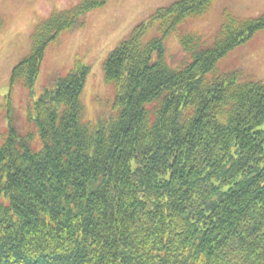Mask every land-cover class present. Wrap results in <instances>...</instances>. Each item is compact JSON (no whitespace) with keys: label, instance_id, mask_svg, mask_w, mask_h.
<instances>
[{"label":"trees","instance_id":"16d2710c","mask_svg":"<svg viewBox=\"0 0 264 264\" xmlns=\"http://www.w3.org/2000/svg\"><path fill=\"white\" fill-rule=\"evenodd\" d=\"M107 1L77 0L41 20L11 83L31 93L48 45ZM213 1L160 6L109 52L107 120L83 119L89 66L76 60L36 100L35 131L9 122L0 264H264V83L218 69L264 29V13L225 11L201 47L180 28ZM172 33L191 56L179 67L165 59Z\"/></svg>","mask_w":264,"mask_h":264},{"label":"rangeland","instance_id":"374dc122","mask_svg":"<svg viewBox=\"0 0 264 264\" xmlns=\"http://www.w3.org/2000/svg\"><path fill=\"white\" fill-rule=\"evenodd\" d=\"M173 1L108 0L88 11L82 26L64 31L48 45L30 93L20 83H11L13 67L29 54L35 26L52 11L70 8L77 0H0V146L9 122L19 133L35 131L36 100L45 88H53L59 77L73 69L76 60L89 66L80 95L83 119L94 125L107 120L113 111L114 91L104 81V60L137 23ZM225 11L241 17L258 16L264 13V0H214L202 17L188 20L180 30L200 37L201 47H207ZM165 59L171 67L182 66L191 59L176 33L166 39ZM218 69L239 70L241 80L249 78L264 83V29L222 57ZM40 146L35 132L32 147L37 150Z\"/></svg>","mask_w":264,"mask_h":264}]
</instances>
